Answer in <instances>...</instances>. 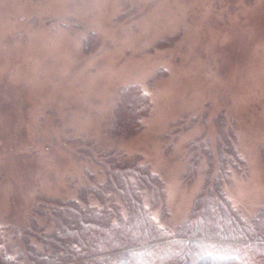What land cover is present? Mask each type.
<instances>
[{
	"label": "rangeland",
	"instance_id": "374dc122",
	"mask_svg": "<svg viewBox=\"0 0 264 264\" xmlns=\"http://www.w3.org/2000/svg\"><path fill=\"white\" fill-rule=\"evenodd\" d=\"M132 85L151 107L139 132L112 133ZM217 115L229 125L219 139ZM225 135L246 172L224 191L249 219L264 207V0H0V224H25L37 200L76 197L109 151L156 176L152 218L175 233Z\"/></svg>",
	"mask_w": 264,
	"mask_h": 264
},
{
	"label": "trees",
	"instance_id": "16d2710c",
	"mask_svg": "<svg viewBox=\"0 0 264 264\" xmlns=\"http://www.w3.org/2000/svg\"><path fill=\"white\" fill-rule=\"evenodd\" d=\"M150 107L138 85L128 86L114 108L112 133L139 132ZM218 118L211 120L217 139L219 128H229ZM225 137L215 149L219 165L211 183L175 233L152 218L151 209L163 203L156 176L138 157L108 151L97 172H83L86 184L77 186L76 197L37 200L25 224H0V264H264V207L245 218L224 191L229 177L246 172ZM144 189L152 194L149 206Z\"/></svg>",
	"mask_w": 264,
	"mask_h": 264
}]
</instances>
